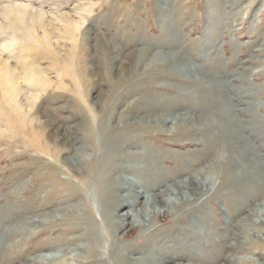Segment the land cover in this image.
I'll use <instances>...</instances> for the list:
<instances>
[{
    "label": "rangeland",
    "instance_id": "obj_1",
    "mask_svg": "<svg viewBox=\"0 0 264 264\" xmlns=\"http://www.w3.org/2000/svg\"><path fill=\"white\" fill-rule=\"evenodd\" d=\"M24 8L28 15L22 18V13L17 12H23ZM73 21L82 22L75 44L67 35V24ZM103 39L109 43L104 44ZM161 44L164 46L160 48ZM145 48L149 49V59L152 53L178 51L182 59L179 68L169 63L144 70L143 66L135 65L139 55L125 63L119 62L118 52L128 54ZM2 64L17 76L14 80L8 73L0 75V233L31 225L40 213L31 211L36 203L33 192L39 170L36 164L39 154L34 148L35 127L42 124L37 133L40 132L41 141L46 145V137L53 134V129L46 125L49 115L54 119L65 118L67 123L60 120L59 125L69 129L67 132L72 136L69 137L73 145L66 144L71 152L60 155L64 161L86 145L85 134L81 132L83 123L71 111L73 106L85 109L93 120L91 127L95 132L107 122L117 130V121L121 115L126 116V107L157 106V110L147 108L148 114L127 117L126 122L135 127L150 124L156 129L158 118L166 121L160 133L147 132L153 138L142 137L140 144L149 145L150 152H159L160 156L152 155L159 168L167 170L175 161L187 160L190 153L194 157L191 160L200 162L197 167L191 166L195 170L215 162L220 152L219 147L212 150L210 145L203 144L204 136L196 131V125L199 119H207V114L203 113L206 110H195V107L201 103L217 107L219 104L221 109L230 111L244 148L258 158L263 173L259 183L239 184L234 189L219 186L216 181L215 187H219L206 202V219L215 246L210 253L212 257L222 255L217 264H241L243 259H253L240 245L241 232L249 229L247 221H255V211L264 207V0H0ZM185 67L190 71L180 72ZM175 68L179 72L177 69L174 72ZM24 73L39 75L42 81L29 85L23 81ZM207 73L217 80L204 83L202 76ZM7 83L17 86V92L8 95L4 88ZM219 85L222 94L217 97ZM112 107L117 110L109 122V111H106ZM162 107L166 109L161 110ZM178 118L188 123L182 126L193 128L191 133L170 132L172 121ZM221 134L215 131L210 138H220ZM41 156L49 160L44 154ZM91 156L92 152L86 153V157ZM64 166H59L62 169L59 173L66 170ZM72 180L80 182L81 178L74 176ZM180 180L189 181L186 175ZM249 190L253 196L245 198L243 208L238 209L243 193ZM40 198L44 200L45 194ZM59 207L46 213L59 216L56 211ZM136 209L140 210V205ZM156 209L162 212L159 207ZM166 224L167 220L161 217L150 226ZM32 230L28 229L27 237L20 239L17 246L13 247L10 240L0 244V264H31L35 256L58 257L65 250H73L55 243L54 238L61 236L60 233L47 236L45 232L37 240ZM139 234L135 231L131 237L136 239ZM163 236L155 242H165L167 236ZM49 239L52 240L47 242ZM43 243V247L49 244L56 247L38 250ZM197 243L195 251L206 248V242L199 237ZM173 251L170 248L165 254L172 255ZM76 255L70 253L72 259Z\"/></svg>",
    "mask_w": 264,
    "mask_h": 264
},
{
    "label": "bare ground",
    "instance_id": "obj_2",
    "mask_svg": "<svg viewBox=\"0 0 264 264\" xmlns=\"http://www.w3.org/2000/svg\"><path fill=\"white\" fill-rule=\"evenodd\" d=\"M18 11V14L22 13V18L28 15L25 8L23 12L22 10ZM73 22H70V25L67 24V35L75 44L82 22ZM44 35L47 40L48 36ZM106 42L108 41L103 39V43ZM166 44L174 46L171 43ZM162 46L164 45L161 44L160 48ZM148 50V48L134 50L128 54L118 52L117 55H119L120 63H125L139 55L138 63L135 65L143 66L144 70L159 64L169 65V63L177 64V68H179L178 65L182 59L177 53L178 51L165 54L163 52L152 53L149 59ZM114 61L117 62L118 59H114ZM207 63L210 64L208 61ZM177 68L174 69V72ZM189 71L185 67L180 72ZM7 73L15 80L17 75L11 72L6 64H2L0 75H7ZM198 80L201 82L203 80L208 84L217 78L207 73L202 76V80L200 78ZM23 81L35 86L42 81V78L40 79V76L34 73H24ZM16 83L19 84V82ZM4 88L7 89L8 95L17 92V86L9 83L4 84ZM207 91L210 93V90ZM221 94L222 87L220 86L217 97H220ZM33 99L35 97L32 98V102H35L36 99ZM203 99L205 98L203 97ZM203 99L201 98V100ZM201 104L195 107V110H206L203 113L207 114V119H199L196 131L204 136L203 144L210 145L212 150L219 147L220 154L218 153L215 162L208 163L203 169L198 167L199 170L196 168L191 170L192 165L197 167L200 162L199 160L196 162L195 159L191 160L194 157L190 156V153L187 160L184 161V158L175 161L170 168L167 167V170L159 168L156 165V158L152 156H160L159 152H150L149 145L140 144L142 137L153 138V134L148 135L151 134L149 131L160 133L163 126L166 125V121L158 118L156 129H152L150 124L145 127H135V125L126 122V119L133 115L148 114L146 113L147 108L157 110L159 109L157 106L126 107L124 109L126 116H120V120L117 121V130H114V127L111 128L110 124H107L108 122L104 124L103 121V125L97 132L91 127L93 120L85 109L81 106H73L71 111L75 112L82 120L81 132L85 134L86 145L79 147L77 152L73 151L72 155L64 161L60 155H68L71 152L66 144L73 145V141L70 139L72 136L67 132L69 129H63L59 125L60 120L66 121L65 118L54 119L49 115L47 123L46 121L44 123L53 129V134L46 137V145L41 141L40 132L37 133L42 124L35 127L34 148L39 154V157L36 158L39 170L36 171V186L33 192L36 203L31 211L40 213L34 217L31 225L15 227L0 233V244L10 240L13 247L17 246L20 239L27 237L28 229L33 228L32 232L37 240L45 235V232L48 233L47 236L60 233L61 236L54 238L55 243L73 247V250L70 249V251L77 255L72 259L71 252L62 250V254L58 257L35 256L31 264H72L71 261L73 264H176L175 262L178 261L181 262L179 264L198 262L217 264L218 260L223 257L222 255L212 257L210 253L215 249V246L212 243V229L206 219V202L211 200L215 189L219 186L226 185L234 189L236 185L240 186L239 184L259 183L262 180L263 169L259 165L258 158L244 148L237 132V126L234 124L235 120L230 118L232 116L230 111L226 108L221 109L219 104L218 107L217 105ZM163 107L161 110L166 109ZM116 110V107L107 109L109 122L115 117ZM180 121V118L172 121L170 132L191 133L193 128L182 126L188 123ZM218 126H220L219 129ZM61 130L64 131L60 135ZM135 130L136 132H133ZM215 131L222 133L220 138H210ZM147 132L148 134H146ZM140 149L141 152H139ZM87 152H92L90 158L86 157ZM41 154L51 161L43 160ZM63 165H66L64 166L66 170L59 173ZM183 175L188 177V182L180 180ZM195 175L201 179L196 180ZM74 176L81 178V181H73ZM129 176H132L133 179H128ZM217 180L219 186L215 187ZM169 183H171L170 186H168ZM42 193L45 194L44 200L40 198ZM252 196L253 193L250 190L243 193L238 209L243 208L245 198L251 199ZM138 205H140V210L136 209ZM57 206H60L56 210L60 213L59 216L46 213ZM235 206L237 208V205H233V207ZM157 207L162 212L157 211ZM263 208L255 211L253 217L256 220L247 221L249 229L241 232L243 241L240 247L253 257L250 260H241V264H262L261 260H264ZM120 209L124 212L118 213ZM191 213L195 216L191 217ZM161 217L167 220L166 225L155 228L150 226ZM27 227L29 228L26 229ZM169 230H173V232L170 233ZM249 230H254V232ZM135 231L140 233L137 240L131 237ZM163 235L167 236V240L163 243H156L155 240ZM198 237L206 242V248L203 251H195ZM50 240L52 239L47 242ZM43 246L44 243L38 247V250L56 247V245L50 246V244L48 247ZM170 248H174V253L172 255L165 254L166 251H170ZM151 252L158 253V255H146ZM131 255L140 256L130 258Z\"/></svg>",
    "mask_w": 264,
    "mask_h": 264
}]
</instances>
